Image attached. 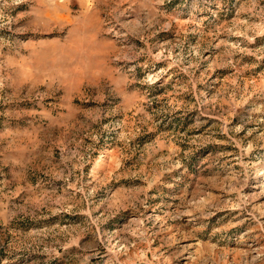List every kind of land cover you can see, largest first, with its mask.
I'll return each mask as SVG.
<instances>
[{
    "label": "rangeland",
    "instance_id": "rangeland-1",
    "mask_svg": "<svg viewBox=\"0 0 264 264\" xmlns=\"http://www.w3.org/2000/svg\"><path fill=\"white\" fill-rule=\"evenodd\" d=\"M0 264H264V0H0Z\"/></svg>",
    "mask_w": 264,
    "mask_h": 264
}]
</instances>
